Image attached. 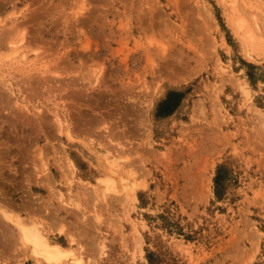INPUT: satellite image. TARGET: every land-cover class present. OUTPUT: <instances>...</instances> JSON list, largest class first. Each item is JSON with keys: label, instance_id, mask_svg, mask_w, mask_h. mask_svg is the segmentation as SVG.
<instances>
[{"label": "rangeland", "instance_id": "rangeland-1", "mask_svg": "<svg viewBox=\"0 0 264 264\" xmlns=\"http://www.w3.org/2000/svg\"><path fill=\"white\" fill-rule=\"evenodd\" d=\"M3 212L64 264H264V0H0V264H37Z\"/></svg>", "mask_w": 264, "mask_h": 264}, {"label": "bare ground", "instance_id": "bare-ground-1", "mask_svg": "<svg viewBox=\"0 0 264 264\" xmlns=\"http://www.w3.org/2000/svg\"><path fill=\"white\" fill-rule=\"evenodd\" d=\"M204 1V0H203ZM238 23V25H239V27H241V25H243V23L242 22H240V21H238L237 22ZM249 31V30H248ZM247 31V32H248ZM253 36V35H252ZM250 37V38H252L253 39V37ZM250 38H249V40H250ZM255 46V45H254ZM250 47V46H249ZM22 56V55H21ZM167 62V61H166ZM192 70V69H191ZM169 74V73H168ZM167 74V75H168ZM177 74V73H176ZM183 74H185V73H183ZM190 74H191V71H190ZM193 74H194V72H193ZM192 74V75H193ZM170 75H172V74H170ZM182 75V74H181ZM187 75V74H186ZM185 75V76H186ZM158 76V75H157ZM178 77H180V76H178ZM187 77V76H186ZM157 78V77H156ZM158 79V78H157ZM177 80H179V78L177 79ZM159 81V80H158ZM180 81H182V80H180ZM179 82V81H178ZM153 84H155V83H153ZM153 86V85H152ZM151 86V87H152ZM155 87V86H154ZM150 90V89H149ZM200 102H202V101H200ZM150 103V102H149ZM151 104V103H150ZM201 105H203V104H201ZM197 107V106H196ZM199 107V106H198ZM200 109V108H199ZM147 111V110H146ZM58 122V121H57ZM70 163V162H69ZM113 163V162H112ZM111 163V164H112ZM115 163V162H114ZM113 163V164H114ZM117 163V162H116ZM110 164V167L111 168H113V169H116V166L115 165H111ZM112 166H114V167H112ZM71 167V166H70ZM110 168V169H111ZM118 168V167H117ZM112 169V170H113ZM115 171V170H114ZM114 171H112V172H114ZM130 179V178H129ZM132 179H134V178H132ZM131 179V180H132ZM131 180H130V182H131ZM134 181V180H133ZM132 181V182H133ZM111 182V183H110ZM110 182H106L107 184H106V188H109L110 189V186H113L114 187V189H116L115 188V186H114V180L112 181H110ZM125 182L126 181H124V184H125ZM128 182V181H127ZM104 183V182H103ZM130 184V183H129ZM129 184L127 183L126 185H128L129 186ZM105 185V184H104ZM138 185V184H137ZM124 185H123V183H122V187H123ZM113 187H111L112 189H113ZM129 188H131V185H130V187H128V189ZM123 189V188H122ZM125 189V188H124ZM131 190V189H130ZM125 191V190H124ZM128 194V193H127ZM126 194V195H127ZM3 211V210H2ZM1 211V212H2ZM2 215H3V218H5V219H7L8 221H9V223L10 224H8V225H11V223L14 225V228H10V227H8V229H10V232H9V230H6L5 231V229H3L2 231V233L1 234H3V233H5L6 232V237H9V238H7V239H10V240H12L11 242L12 243H18L19 244V248H21L20 247V245H22L23 246V248L22 249H24L25 248V250H27L32 256H33V259H34V261H35V263H37V264H42L43 262L45 263L46 262V264H64L63 263V261H62V259L63 258H65V257H67L68 255H70V254H68L69 253V251H67V250H65L59 243H58V241H55V239H53L51 236H50V232L42 225V223L40 224V222H38L36 219H34V218H29L28 220H26V218H25V220L24 219H22L20 216H17V217H14L13 215H11V214H8L7 212H3L2 213ZM16 216V215H15ZM4 219V220H5ZM2 220V219H1ZM5 223H7V221L5 222ZM3 225V224H2ZM1 227V226H0ZM3 227H5V226H3ZM13 227V226H12ZM53 228V227H52ZM58 228V227H57ZM56 229V228H55ZM60 229V228H59ZM58 229V231H60ZM53 230H54V228H53ZM53 230H52V232H53ZM70 236V235H69ZM6 239V240H7ZM72 240V239H71ZM9 242V241H8ZM11 242H10V245H11ZM2 243V242H1ZM1 246V245H0ZM3 248V247H2ZM27 252V253H28ZM27 253H25L26 255H27ZM25 256V255H24ZM31 256V257H32ZM21 262V261H20ZM72 263V262H71ZM22 264V263H21Z\"/></svg>", "mask_w": 264, "mask_h": 264}]
</instances>
